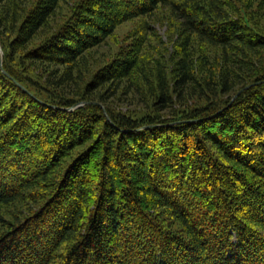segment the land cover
<instances>
[{
    "label": "trees",
    "instance_id": "1",
    "mask_svg": "<svg viewBox=\"0 0 264 264\" xmlns=\"http://www.w3.org/2000/svg\"><path fill=\"white\" fill-rule=\"evenodd\" d=\"M48 1L8 47L0 36V264H264V73H250L264 34L235 0H83L16 70L18 39L46 24L58 0ZM161 8L187 41L223 49L230 67L218 82L181 58L140 118L102 89L127 79L133 59L84 90L72 74L40 82L26 71L75 62ZM194 98L206 102L187 106Z\"/></svg>",
    "mask_w": 264,
    "mask_h": 264
},
{
    "label": "rangeland",
    "instance_id": "2",
    "mask_svg": "<svg viewBox=\"0 0 264 264\" xmlns=\"http://www.w3.org/2000/svg\"><path fill=\"white\" fill-rule=\"evenodd\" d=\"M82 1L58 0L53 13L46 19V24L30 41L25 43L28 38L24 37L25 39L21 40L23 37L20 36L18 42L20 41L21 48L17 50L18 54L13 67L19 70L20 57L31 54L33 50L44 49L62 28L71 24L77 15L78 5ZM48 2V0H7L0 5V36L7 47L6 43L9 40H16L20 26L26 24L35 10ZM235 2L240 14L264 34V0H235ZM8 8L13 9L14 15L5 13ZM186 39L187 35L181 33L176 21L171 18L166 9L161 8L153 15L140 16L120 23L111 34L102 37L75 62H32V65L28 63L26 71L40 82L48 76L51 81H54L63 73L72 74L74 83L75 80L78 81V90H84L98 72L122 65L125 59H133L135 68L130 71L127 79L109 82L102 89L107 88L104 94L106 97L114 94L116 100L111 101V104L116 109L142 118L153 113L152 103L158 95L159 80L162 76L169 83L173 81L174 70L179 59L189 58L193 61L195 75L201 82L210 75H213L218 82L220 73H224L227 67H230V64L226 63L222 48L198 40L194 36L189 41ZM250 58L254 62L250 69L251 76L264 73V51ZM22 68L20 69L23 70ZM76 94L82 93L77 90L70 92L71 96ZM196 102H198L197 98H194L187 106H192ZM205 102L201 99L198 103ZM187 106L176 104L174 110L180 112ZM77 107H79L78 104Z\"/></svg>",
    "mask_w": 264,
    "mask_h": 264
},
{
    "label": "water",
    "instance_id": "3",
    "mask_svg": "<svg viewBox=\"0 0 264 264\" xmlns=\"http://www.w3.org/2000/svg\"><path fill=\"white\" fill-rule=\"evenodd\" d=\"M1 59H2V57H1V52H0V60H1ZM237 96H238V95H236V97H237ZM236 97H235V98H236Z\"/></svg>",
    "mask_w": 264,
    "mask_h": 264
}]
</instances>
